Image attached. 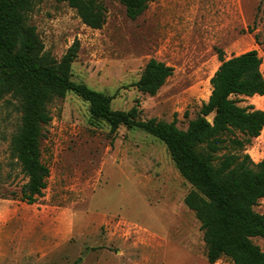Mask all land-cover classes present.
I'll return each instance as SVG.
<instances>
[{
    "label": "rangeland",
    "instance_id": "obj_1",
    "mask_svg": "<svg viewBox=\"0 0 264 264\" xmlns=\"http://www.w3.org/2000/svg\"><path fill=\"white\" fill-rule=\"evenodd\" d=\"M102 1L101 29L54 0L38 2L26 22L56 62L76 45L71 80L111 96L113 110L138 107L142 121L186 130L209 100L219 51L230 59L256 50L264 75V0H155L135 20L119 1ZM151 59L174 69L154 96L136 86ZM235 99L264 110V96ZM48 112L40 151L50 176L29 204L22 199L28 179L11 148L22 126L20 101L0 99V264H209L200 223L184 203L192 186L163 142L136 128L112 132L73 92ZM245 152L255 163L264 159V130ZM254 210L264 213V199ZM253 241L264 250V240Z\"/></svg>",
    "mask_w": 264,
    "mask_h": 264
},
{
    "label": "trees",
    "instance_id": "obj_2",
    "mask_svg": "<svg viewBox=\"0 0 264 264\" xmlns=\"http://www.w3.org/2000/svg\"><path fill=\"white\" fill-rule=\"evenodd\" d=\"M41 1L0 0V99L14 95L23 112L22 126L11 143L28 179L22 199L34 204L43 196L50 170L41 160L40 138L42 126L51 121L48 105L73 92L89 104L92 117L105 121L112 132L121 126L136 128L165 144L178 172L192 186L184 203L200 223L209 264L223 257L231 264H264V250L253 241L264 240V213L254 210L264 199V159L255 163L245 152L264 130V110L242 107L235 99L264 96L263 61L258 52L225 59L219 51L221 65L210 80L209 100L186 130L179 129L175 121H142L138 107L113 110L111 96L71 80L76 45L60 62L42 53L36 29L26 22V14ZM54 1L67 3L92 29L106 23L102 0ZM116 1L135 20L155 0ZM173 72V67L151 59L136 86L154 96Z\"/></svg>",
    "mask_w": 264,
    "mask_h": 264
},
{
    "label": "water",
    "instance_id": "obj_3",
    "mask_svg": "<svg viewBox=\"0 0 264 264\" xmlns=\"http://www.w3.org/2000/svg\"><path fill=\"white\" fill-rule=\"evenodd\" d=\"M208 121H209L210 123H212L213 119H210V117H209V118H208Z\"/></svg>",
    "mask_w": 264,
    "mask_h": 264
},
{
    "label": "crops",
    "instance_id": "obj_4",
    "mask_svg": "<svg viewBox=\"0 0 264 264\" xmlns=\"http://www.w3.org/2000/svg\"><path fill=\"white\" fill-rule=\"evenodd\" d=\"M255 239V238H254ZM262 240V239H261ZM217 264V263H216Z\"/></svg>",
    "mask_w": 264,
    "mask_h": 264
}]
</instances>
